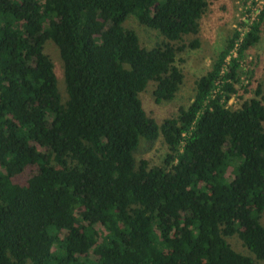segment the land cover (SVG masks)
<instances>
[{"label": "trees", "instance_id": "trees-1", "mask_svg": "<svg viewBox=\"0 0 264 264\" xmlns=\"http://www.w3.org/2000/svg\"><path fill=\"white\" fill-rule=\"evenodd\" d=\"M206 6L0 0V264L264 261V80L228 106L264 9L226 39L176 116L157 123L139 97L154 81L155 103L174 98L177 53L199 46ZM130 15L164 41L141 46ZM159 137L163 164L136 161L139 141ZM233 235L247 255L227 242Z\"/></svg>", "mask_w": 264, "mask_h": 264}, {"label": "rangeland", "instance_id": "rangeland-1", "mask_svg": "<svg viewBox=\"0 0 264 264\" xmlns=\"http://www.w3.org/2000/svg\"><path fill=\"white\" fill-rule=\"evenodd\" d=\"M263 9L264 0H207L206 9L199 20L197 34L199 46L186 48L177 53L175 65L181 70L183 80L174 98L170 101L155 103L152 93L155 88L154 81H150L145 90L140 93L139 97L147 115L160 124L164 118L176 116L179 107L187 106L194 96L196 80L209 69L217 53L225 45L226 39L235 29L242 31L245 23L257 16L258 12ZM124 24L136 33L141 46L145 48H152L164 41L163 36L157 30L141 25L133 15H130ZM191 38L188 37L185 40L188 42ZM44 50L54 64L59 93L65 99L62 61L58 49L53 42L48 41ZM240 65L239 82L236 85L238 92L233 94L228 101V106L233 109L238 108L244 100L254 97L256 86L264 80V17L259 40L244 53ZM261 89L264 95V85ZM167 152V146L161 137L154 142L141 139L134 157L136 161L145 159L150 165L161 166ZM227 175H230L229 170ZM261 220L264 223V215ZM226 240L235 251L248 254V250L237 235L226 238ZM90 255L96 257L94 251H91ZM259 264H264V261Z\"/></svg>", "mask_w": 264, "mask_h": 264}]
</instances>
